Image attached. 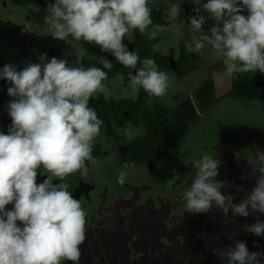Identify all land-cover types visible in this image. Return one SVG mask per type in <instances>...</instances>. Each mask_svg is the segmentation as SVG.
I'll list each match as a JSON object with an SVG mask.
<instances>
[{
  "label": "flooded vegetation",
  "instance_id": "1",
  "mask_svg": "<svg viewBox=\"0 0 264 264\" xmlns=\"http://www.w3.org/2000/svg\"><path fill=\"white\" fill-rule=\"evenodd\" d=\"M52 2L0 0V68L12 63L22 70L29 62L40 63L39 55L46 53L49 60H67L69 67L107 72V94L96 93L89 102L103 121L92 146L96 163L85 161L86 173L63 181L43 167L38 170L37 183L47 177L67 184L86 212L79 264H121V253L104 245H118L119 237L108 233L122 232L130 223L139 247L150 252L141 259L147 264H226L213 250L234 247L235 240L246 241L250 252H264V236L251 234V226L264 221V214L237 217L213 206L208 214L190 215L184 200L194 179L189 174L195 176L196 162L204 156L221 161L216 179L224 182L221 192L233 194L234 203L246 199L256 186L257 173L249 160L256 159L258 148L264 151V73L226 76L222 53L207 41L195 50L188 24V17L195 15L191 0H149L152 24L144 33L130 30L123 43L139 55L137 68L145 58L153 59L157 70L167 74L169 88L162 97L150 96L143 88L133 91L129 73L135 75V70L111 53L72 37L65 42L52 37L45 23ZM173 4L183 8L179 16L171 15ZM213 24L209 19L205 30ZM79 49L85 53L78 62ZM89 58L96 63L88 64ZM105 58L112 62L110 69L104 68ZM9 86L0 80V132L5 134L11 124ZM126 129L135 136L129 138ZM121 173L123 184L118 182ZM164 243L167 250L160 248ZM152 248L160 251L153 254Z\"/></svg>",
  "mask_w": 264,
  "mask_h": 264
},
{
  "label": "clouds",
  "instance_id": "2",
  "mask_svg": "<svg viewBox=\"0 0 264 264\" xmlns=\"http://www.w3.org/2000/svg\"><path fill=\"white\" fill-rule=\"evenodd\" d=\"M191 3L195 15L188 17V24L196 51L204 48L205 41L211 44L226 57L224 74L228 77L264 73V0ZM47 9L45 23L54 39L65 42L72 37L99 46L118 63L135 70V75L129 73L133 91L143 88L155 97L167 94V74L158 71L149 58L137 68L139 55L123 43L130 30L144 33L152 24L149 0H54ZM169 11L176 17L183 8L173 4ZM209 19L214 24L205 30ZM29 28L24 26L25 31ZM84 53V49L78 50V62ZM38 59L40 63L29 62L22 70L12 63L0 68V80L10 85L7 94L13 98L7 104L11 124L7 134L0 132V264H61L64 260L79 264V246L86 239V212L67 184L47 177L37 183L38 170L43 167L63 181L74 173H86L85 161L96 163L92 146L103 121L89 102L96 93L107 94L103 84L107 72L97 67H69L67 60H49L46 53ZM103 64L112 67L106 58ZM125 131L129 138L135 136ZM255 155L249 163L257 173L256 186L240 203L233 202V194L221 192L225 184L216 179L221 161L209 156L198 160V171L195 176L189 174L194 179L184 193L186 212L204 215L215 206L223 214L231 211L237 217L264 214V151L258 148ZM124 180L121 173L118 182ZM251 234L264 236V221L253 224ZM213 253L226 258V264H261L264 257V252H250L242 240Z\"/></svg>",
  "mask_w": 264,
  "mask_h": 264
},
{
  "label": "water",
  "instance_id": "3",
  "mask_svg": "<svg viewBox=\"0 0 264 264\" xmlns=\"http://www.w3.org/2000/svg\"><path fill=\"white\" fill-rule=\"evenodd\" d=\"M131 228L132 225L130 223V225L122 227V232L121 230H118V232L113 231L115 234L111 232L108 233L119 237L120 242L118 243V245H113L107 241V245H104V242H102V244L117 253H121V264H147L141 259L143 256L147 255L150 252H146L144 248L139 247V237L134 238L136 234L134 235V233H131ZM161 245L162 246H160V248L167 250L166 243ZM159 251L160 250L158 249H154L153 254H157Z\"/></svg>",
  "mask_w": 264,
  "mask_h": 264
},
{
  "label": "trees",
  "instance_id": "4",
  "mask_svg": "<svg viewBox=\"0 0 264 264\" xmlns=\"http://www.w3.org/2000/svg\"><path fill=\"white\" fill-rule=\"evenodd\" d=\"M90 63H96V62H94L91 58H89V62H88V64H90ZM100 66V65H99ZM77 67H79V66H77ZM90 67V66H89ZM89 67H86V68H89Z\"/></svg>",
  "mask_w": 264,
  "mask_h": 264
},
{
  "label": "rangeland",
  "instance_id": "5",
  "mask_svg": "<svg viewBox=\"0 0 264 264\" xmlns=\"http://www.w3.org/2000/svg\"><path fill=\"white\" fill-rule=\"evenodd\" d=\"M16 14L18 15V13H16ZM19 16H21V15L19 14ZM236 140H237V139H233L232 141L235 142ZM235 143H236V142H235Z\"/></svg>",
  "mask_w": 264,
  "mask_h": 264
}]
</instances>
